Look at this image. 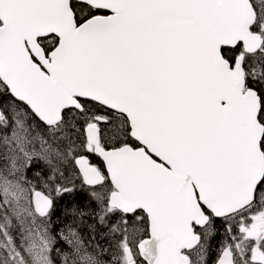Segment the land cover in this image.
<instances>
[{
  "label": "snow or ice",
  "instance_id": "6c2138e0",
  "mask_svg": "<svg viewBox=\"0 0 264 264\" xmlns=\"http://www.w3.org/2000/svg\"><path fill=\"white\" fill-rule=\"evenodd\" d=\"M0 264H264V0H0Z\"/></svg>",
  "mask_w": 264,
  "mask_h": 264
}]
</instances>
